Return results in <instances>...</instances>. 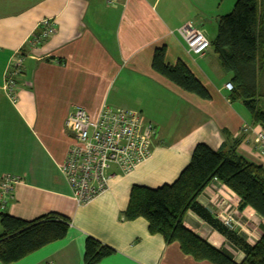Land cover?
I'll return each instance as SVG.
<instances>
[{"label":"crops","instance_id":"obj_1","mask_svg":"<svg viewBox=\"0 0 264 264\" xmlns=\"http://www.w3.org/2000/svg\"><path fill=\"white\" fill-rule=\"evenodd\" d=\"M234 2L228 0L220 10L222 0H118L114 5L106 0H0V178L18 177L2 212L23 220L47 213L70 220L62 240L11 264H84L86 236L114 251L97 264H211L182 253L176 242L166 244L161 235L150 234L143 218L124 220L121 214L132 185L170 184L198 142L214 150L235 145L238 154L264 167L252 134L241 131L260 125L241 99L228 98L231 90L224 85L229 74L211 47L193 54L178 33L191 23L211 41L218 17L230 12ZM44 18L53 19L56 30L32 48L30 37ZM157 47H164L166 64L184 63L210 98L186 92L154 71L151 59ZM16 53L23 69L12 102L2 82ZM257 105L264 112V97ZM103 106L140 112L156 134L144 161L126 173L109 168L107 189L78 204L57 167L73 138L64 121L75 107L95 117ZM197 201L218 219L220 213H230L234 229L250 244L261 236L264 219L249 207L240 210L239 198L223 183L212 180ZM183 224L212 246L232 252L236 262L243 259L241 251L194 212L185 213Z\"/></svg>","mask_w":264,"mask_h":264},{"label":"trees","instance_id":"obj_2","mask_svg":"<svg viewBox=\"0 0 264 264\" xmlns=\"http://www.w3.org/2000/svg\"><path fill=\"white\" fill-rule=\"evenodd\" d=\"M210 47L230 76L232 89L228 98L241 99L254 122L264 128V112L257 105V99L264 97V0H235L230 12L218 17ZM151 67L182 90L202 99L210 98L207 89L184 63L164 62V47L154 49ZM212 180L223 183L239 198L240 210L249 207L264 219V167L238 154L235 145L214 150L204 142L193 146L189 162L170 184L156 188L132 185L121 217L143 218L150 234L161 235L166 244L178 243L181 252L196 261L264 264V227L259 239L250 244L241 232L224 225L198 203L197 197ZM188 210L224 236L234 250L241 251L243 259L236 262L232 252L212 246L184 226L183 217ZM0 226V263L11 264L62 240L68 233L70 220L57 213L23 220L0 212ZM113 252L109 246L86 236L83 263L97 264Z\"/></svg>","mask_w":264,"mask_h":264},{"label":"built area","instance_id":"obj_3","mask_svg":"<svg viewBox=\"0 0 264 264\" xmlns=\"http://www.w3.org/2000/svg\"><path fill=\"white\" fill-rule=\"evenodd\" d=\"M118 0H106L114 5ZM56 30L53 19L39 21L37 31L30 37L32 48L42 45ZM178 33L189 52L201 55L210 47L206 33L187 23L178 28ZM22 57L16 53L7 63L3 75L2 89L13 102L16 79L22 73ZM224 87L232 89L230 82ZM64 127L72 133L64 160L58 170L70 188L71 198L78 204L89 203L108 187L107 171L115 167L126 173L144 161L151 152L156 134L155 126L144 119L140 112L129 108L103 106L95 117L83 108H73L65 118ZM242 133H251L253 144L264 158V128L244 126ZM18 177L3 175L0 178V212L12 198V190ZM219 219L227 227L234 228L235 218L230 213H220Z\"/></svg>","mask_w":264,"mask_h":264},{"label":"rangeland","instance_id":"obj_4","mask_svg":"<svg viewBox=\"0 0 264 264\" xmlns=\"http://www.w3.org/2000/svg\"><path fill=\"white\" fill-rule=\"evenodd\" d=\"M227 1H228V0H222V3H221V5H220V10L224 9V7H225ZM223 14H225V13H223ZM215 28H216V27H215ZM206 30H207V29H206ZM209 37H210V35H209ZM259 83L262 84V76H261L260 79H259ZM260 106H261V104H260ZM130 109H131V108H130ZM217 215H218V214H217Z\"/></svg>","mask_w":264,"mask_h":264}]
</instances>
